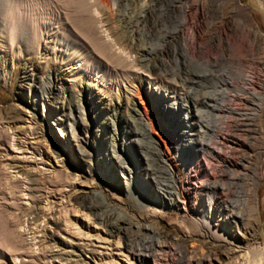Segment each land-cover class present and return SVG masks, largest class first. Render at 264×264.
Instances as JSON below:
<instances>
[{
  "label": "bare ground",
  "instance_id": "6f19581e",
  "mask_svg": "<svg viewBox=\"0 0 264 264\" xmlns=\"http://www.w3.org/2000/svg\"><path fill=\"white\" fill-rule=\"evenodd\" d=\"M33 1L0 0V28L9 27V44L11 46L15 42L23 41L28 44L29 48L37 50L39 38L43 33L38 29L39 25L43 23L47 25V29L57 26L55 33L52 34L51 29L46 33L49 40L47 45L53 48V52L57 47V51L62 55L59 62L63 66H67L71 74V82L68 83V86L66 83L64 85L59 80L60 75L56 74L54 83H56L58 94L62 100L66 97L64 95L67 93V89L78 88L74 111L82 118L78 121L73 116V111H69V116L73 118L70 120L66 117V119L70 120L71 131L69 129L65 135L60 134L64 148L69 152L73 149L78 154L76 169L73 172L84 174V172L92 170L93 166L101 164L100 159L92 163V153L84 149L86 141L82 142V145L77 138L79 134L75 132H78L82 120L89 116L98 119V114L94 113L97 107H99V112L106 111L105 109L108 107L106 104L111 102V98L115 97L116 100H119L121 97L127 96L126 91L131 92L128 85L123 83L124 79L121 84H116L113 81V71H110L107 65L93 62L80 43L82 40L74 37L75 35L86 40L92 50L102 56L113 68L124 69L126 77L133 76L129 81L130 84L136 82L133 91L135 100H132L130 112L133 126L135 125L139 138L131 142L144 149L143 157L140 155L136 157V166H138V162H143L145 169L140 172L136 168H120L118 166L119 164L122 166L124 163L119 161L116 151H123L125 139L121 140L120 137L117 139L116 136H113L108 143L111 156L102 164L105 173L114 177L117 176V170H119L120 174L127 175L125 185L128 189H131L132 181L136 178L142 185L141 192H145L148 186L154 185L155 189L151 193H162L160 199L163 207L182 206L185 212L194 217L196 224L203 229L205 234L218 242H233L235 240V234L227 230L231 223L237 230H240V227L243 229V236L248 234L249 220L258 221L259 219L257 188L260 178L257 175V168L258 160L263 156L261 150L264 138L262 124L259 122L256 126L257 129H249L248 125L242 124L246 113L243 114L238 108L244 99H248L247 104L256 107L258 113L262 115L264 81L260 83L261 91L253 92L247 90V87L250 86L249 79H241V82L226 80L219 93H199L193 98V94L192 97H189L190 92L187 91L186 81L180 80L173 95L166 97L161 95L158 87L155 90H149L143 84V81L147 80L143 79L147 72L142 70L141 66L147 68L150 59L146 56L145 51L147 50L138 44V39L136 40L139 31L137 32L130 25L131 16L126 12L127 4L123 5L120 3L121 1L116 0L112 2L106 0H58L59 7L63 10L60 12L55 8L51 10L50 6L38 4L40 0ZM142 1L139 8L143 9L145 6L148 8V0ZM237 4L238 0H220V2L214 1L209 4V8L211 12L223 14L222 28L225 31L232 27L235 21L238 23L241 19L246 30L244 39L251 36L256 37L258 30H255L249 13L244 15V18L237 16L238 9L235 8ZM114 6L116 9L114 12L117 15L112 17L111 9L113 8L111 7ZM50 13L54 16L48 18ZM29 22L34 27L31 31L27 30ZM185 26L184 21L179 19L173 34H179L178 28L182 27L183 29ZM185 30L188 33L192 32L190 26ZM133 41L137 44L133 45ZM184 46L180 51L185 62L196 65L197 57H204L203 52L197 46L193 47V51ZM221 46L219 52L214 53L212 57H207L201 64L211 65L223 62L236 65L240 56L248 53L247 50L237 51L224 48L223 42H221ZM133 52H136L135 54L139 57L134 56L132 59L130 55ZM13 66L14 60L11 58L9 72L3 76L4 78L10 75ZM142 72H146L144 76L141 75ZM50 77L49 75L48 84L50 87H48V91L52 89ZM147 82L151 84L150 81ZM81 84L87 86L85 93L82 91ZM90 86H94L98 91L94 92ZM68 94L71 95V93ZM107 97L109 100L106 101ZM251 101H254V104ZM42 105L44 107V104ZM200 107L210 110L205 117H202L205 115L204 111L201 116ZM115 108H118V105ZM50 119H53V116ZM53 121L56 120L53 119ZM112 131L116 133L113 124ZM22 134L23 130L5 126L0 122V187L9 191L0 193V264H80L70 260V258L76 259L81 256L77 249L71 253H65L66 248L64 249L57 242L52 243V238L45 236L48 233L44 227L54 224L56 220L53 219L47 223L39 221L41 209L36 208V205L41 201L60 204L68 196V193H64L67 189L64 190L65 186H62L61 183L68 181L69 184L67 183L65 188L74 190L73 182L77 178L64 165L63 169L44 168V160L51 153L49 148L44 145V140L37 141L38 138L43 137L42 134L35 133L38 137H33V142H27L24 138L17 137ZM121 136L123 137L124 134ZM133 136L136 135L133 134ZM227 148L230 150L226 153L224 150ZM219 150L225 155L220 154ZM249 153L252 154L249 155ZM86 157L90 159L85 160ZM152 161L156 163L157 170L162 176L160 181L153 175L156 172L150 168ZM203 164L210 167L211 172H214H212L213 175L211 173V178L206 175L202 168ZM196 165L198 166L195 178L199 181L197 187L191 184L194 179L191 176H186V167L192 168L193 166L195 168ZM185 180L186 182H184ZM43 181H52L55 184L54 189L50 191L42 189V191L41 188H38V184ZM33 184L34 187H32ZM189 191L195 194L194 200L189 197ZM93 195L94 193L89 191V197L91 198ZM82 198H76L75 201L91 211L93 208L83 204L84 199ZM17 211H22L21 219L16 217ZM101 219L97 217V220L108 228L110 235L121 236L126 231L122 224H117L112 229L108 227L109 219H104L103 222ZM115 221L113 225L117 223ZM37 222L39 223L35 227L42 225L36 234L39 236L28 237L29 231L32 230L31 226L33 227ZM144 230L151 235L147 246L136 249V251L132 249L133 247L127 246V249L133 252L134 260L143 264H149L150 258L154 264H189L181 257L174 259V254L170 262L164 257L160 258L156 253L163 256L166 251L170 252L174 247H178L175 244H165L155 240L152 227H145ZM178 249L179 252H183L180 247ZM191 253L203 258L202 261H196V264H201L203 260L211 262L210 255H201L198 253V249H191ZM256 256L258 255L250 253L249 264H264V254H260L259 258Z\"/></svg>",
  "mask_w": 264,
  "mask_h": 264
},
{
  "label": "rangeland",
  "instance_id": "374dc122",
  "mask_svg": "<svg viewBox=\"0 0 264 264\" xmlns=\"http://www.w3.org/2000/svg\"><path fill=\"white\" fill-rule=\"evenodd\" d=\"M31 1L33 0H29V2ZM106 1L112 2L113 0ZM116 1H121L120 3L123 5L127 4L126 12L131 16L130 25L137 32L139 31L136 40L138 39V44L147 50L144 51L150 59V63L147 68L144 66H141V68L147 72V75L143 77L147 80L143 81V84L149 90H155L158 87L161 95L170 97L173 95L178 82L182 80L187 83V91L190 92L189 97L194 95L193 98H195L199 93H219L223 89L226 80L241 82V79H249L250 86L247 87V90L261 91L260 83L264 81V0H238V4L235 6L238 9L236 11L237 16L244 18V15L249 13L255 30H258L256 37L251 36L246 40L244 39L246 30L241 19L238 23L235 21L233 26L225 31L222 28L223 14L211 12L209 4L214 1L220 2V0H148L149 7L146 8L145 6L143 9L139 8L143 2L142 0ZM38 4L50 6L51 10L55 8L57 11H63L59 7L58 0H40ZM111 8H113L111 9V15L115 17L117 15L115 6ZM50 15L51 13L48 14V18L54 16V14ZM179 19L183 20L186 26L183 29L182 27L178 28L179 34H173ZM27 25L29 31L34 28L30 22ZM39 26L38 29L43 33L39 38V48L37 50L36 48H29L28 44L23 41L15 42L11 46L9 44V27L0 28V122L5 126L23 130V134L17 135V137L24 138L27 142H33L32 138L38 137L35 133L42 134L43 137L38 138L37 141L44 140V145L49 148L51 153L44 160V168L63 169L64 165L77 178L73 182L74 190L65 188L69 184L68 181L61 183L62 186H65L64 190L67 189L64 193H68V196L60 204L41 201L36 205L37 209H41L39 221L47 223L53 219L56 220L54 224L44 227V230L48 233L45 236L51 237L52 243L57 242L64 249L66 248L65 253H71L77 249L81 256L76 257V259L70 258V260L80 264H143L132 258L133 252L127 249V246L133 247L134 251L147 246L151 235L144 230L145 227L153 228V237L158 242L175 244L182 249L183 252H179L180 250L174 247L173 251H166L163 256L156 253L160 258L164 257L169 262L173 258V254L175 255L174 259L181 257L189 264H196V261L203 259L196 255L195 257L191 253V249H198V253L201 255H210L211 262L203 260L201 264H249L251 260L250 253L258 255L256 258H259L260 254H264V140L261 150L263 156L258 160L259 166L257 168V175L260 178V184L257 188L259 219L258 221L255 219L249 220V226H247L249 230L245 236L242 234L243 229L241 227L240 230H237L233 223L229 224L227 230L235 234V240L233 242H218L205 234L203 229L196 224L194 217L185 212L182 206L163 207L160 199L162 193H151L155 189L154 185L148 186L145 192H141L142 185L139 184V180L136 178L132 181L131 189H128L125 185L127 175L120 174L119 170H117V176L114 177L105 173L102 164L111 156L108 143L113 136H116L117 139L119 137L121 140L125 139L123 151H116L119 161L124 163L122 166L120 164L118 166L120 168H136L140 172L145 169L143 162H138V166H136V157L139 155L143 157L144 149L131 142L139 138L138 131L135 130V125L133 126L130 112L132 100H135L133 91L136 82L130 84L129 81L133 76L126 77L124 69L113 68L102 56L92 50L86 40H83L81 36L74 35V37L82 40L80 43L93 62L107 65L110 71H113V81L116 84H121L122 79H124L123 83L126 86L128 85L127 87L131 92L126 91L129 101L127 96H123L119 100H116L115 97L111 98V102L106 104V107L108 105L106 111L101 110L99 112V107L96 106L97 110L94 113L98 114V119L89 116L82 120L78 132H75L79 134L77 138L81 143L86 141L84 149L92 153V163L100 159L101 164L93 166L92 170L86 171L84 174L73 172L76 169L78 154L73 149L69 152L64 148L60 134L65 135L66 132H69V123L73 118L69 116V111H73V116L78 121L82 119L74 111L75 101L78 98V88L67 89V93L64 95V97L66 96L65 99H60L61 96L58 94L56 83H54L55 75H60V82H63L64 85L66 83V86H68V83L71 82V74L67 66H63L59 62L62 55L57 51V47L53 52V48L47 45L49 40L46 33L49 29L52 30V34L55 33L57 26H51L52 28L49 29L43 23ZM188 26L191 27V33L185 30ZM134 41L132 44L136 45L137 43ZM221 42L224 43V48L237 51L247 50L248 53L241 55L236 65L223 62L202 65V61L206 60L207 57H212L214 53L221 50ZM243 45L244 47H241ZM183 46L190 51H193V47L197 46L203 52L204 57H197L198 62L196 65L185 62L180 51ZM66 53H69V51H66ZM135 53L133 52L130 55L131 58H134V56L139 57ZM11 58L14 60L13 69L10 75L4 78L3 76L9 72ZM48 59L52 60L48 61ZM146 72H142L141 75L144 76ZM49 75L51 76L50 83L52 85L50 91H48V87H50L48 84ZM147 81H150L151 84ZM133 85L134 87H132ZM81 87L83 93H85L87 91L86 84H81ZM90 88L94 92L98 91L94 86H90ZM68 93H71V95ZM120 96L122 95L120 94ZM107 100H109L108 97ZM247 101L248 99H244L242 105L238 108L243 114L246 113L242 124L248 125L249 129H257L256 126L260 122L263 126L264 138V107L261 115L258 113L257 108L247 104ZM251 102L254 104V101ZM42 104H44V107ZM116 105H118V108H115ZM199 109H201L199 110L201 116L202 111H204L203 114L205 115L202 117H205L210 111L203 107ZM149 114L152 115L153 113ZM50 116H53L56 121L50 119ZM66 117L70 120H67ZM112 124L116 129V133L112 131ZM132 133L137 137L133 136ZM229 150L227 148L224 151L227 153ZM218 152L225 155L220 150ZM251 154L249 153V155ZM88 158L84 159L88 160ZM197 166L195 168L193 166L192 168L186 167V176H191L194 179L191 184L196 185L195 187L199 185V181L195 178ZM150 168L156 172L153 175L160 181L162 176L159 174L154 161L151 162ZM202 168L206 175L211 178L214 172H211L210 167L208 168L203 164ZM32 187H34V184ZM54 187L55 184L52 181H43L38 184V188L45 189V191L53 190ZM89 191L94 193L91 198L89 197ZM8 192L4 187H0V193ZM219 193L221 192L219 191ZM188 195L192 200L195 199V194L192 191H189ZM80 197L84 199L83 204L88 205L91 209L93 208L92 212L75 201L76 198ZM16 217L22 218V211H17ZM97 217L102 218V222L104 219H109L110 224L108 227L112 229L117 224H122L126 231L121 236L110 235L108 228L104 227L103 223L97 220ZM114 221L117 223L113 225ZM38 223L33 227L31 226L32 230L29 231L28 237L39 236V234H36L42 225L35 227ZM136 227L138 228L136 229ZM149 264H154L151 258Z\"/></svg>",
  "mask_w": 264,
  "mask_h": 264
},
{
  "label": "water",
  "instance_id": "95a60500",
  "mask_svg": "<svg viewBox=\"0 0 264 264\" xmlns=\"http://www.w3.org/2000/svg\"><path fill=\"white\" fill-rule=\"evenodd\" d=\"M254 9V8H253ZM261 12V11H260ZM263 14V12H261ZM264 15V14H263Z\"/></svg>",
  "mask_w": 264,
  "mask_h": 264
}]
</instances>
